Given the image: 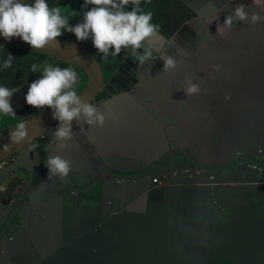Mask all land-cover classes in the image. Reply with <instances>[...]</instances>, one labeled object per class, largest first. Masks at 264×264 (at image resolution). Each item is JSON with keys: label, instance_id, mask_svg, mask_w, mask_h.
Segmentation results:
<instances>
[{"label": "crops", "instance_id": "obj_1", "mask_svg": "<svg viewBox=\"0 0 264 264\" xmlns=\"http://www.w3.org/2000/svg\"><path fill=\"white\" fill-rule=\"evenodd\" d=\"M47 3L50 7H61L69 16L71 11L77 12V16L69 19L71 26L83 21L84 0H47ZM238 4H244L250 13L258 11L251 6L252 0H141V9L153 13L152 23L160 26L163 37L147 42L153 54L144 64L133 58L131 49L104 59L91 39L87 40L101 55L102 65L109 68L106 97L93 104L105 114L104 126L90 127L83 120L74 121L73 138L60 150L52 141L57 125L39 141V147L26 149L22 153L23 165L15 174L0 177V211L20 194L31 171L39 164L48 171L47 160L56 155L70 160L72 170L67 177L54 176L55 179L83 189L108 167L117 174H135L132 171L150 165L169 150L173 140L211 142L222 135L232 151L255 149L254 144L264 147V138L254 143L258 135H264V118L251 119L244 113L251 97L259 96L264 104V57L244 52L245 47L257 46L260 27L258 23L234 21L227 38L216 34L217 25L233 14ZM126 10L130 11L131 5ZM261 15L264 16V11ZM69 37L76 38L72 33ZM0 46V86L17 90L10 99L15 117L0 114V131L46 109L33 108L25 100L28 86L41 78L45 64L72 69L78 78L76 87L84 80L80 70L69 64L35 52ZM164 52L183 58L178 70L162 71L160 57ZM8 53L15 59L10 68L3 69ZM45 59L50 61L45 63ZM33 63L39 71H31ZM109 63L111 66L107 67ZM188 80L199 84V94L185 95L183 89ZM221 149L229 156L226 142ZM257 159L264 160V156ZM146 186L147 182L139 178L130 184V192L124 189L118 195H107L112 201L108 204L99 203V198L93 195L100 184L84 201L73 192L38 178L22 202V222L13 227L11 240L0 241V264H14L12 259L18 258H23L26 264H177L198 252L217 264L231 260L223 255L231 248L243 252L239 254L240 261L260 264L248 260V251L244 250L247 247H253L262 262L264 250L248 241L239 239L236 245L216 246L220 245L216 234L221 227L200 202H194L192 211L184 213L167 190L148 188L153 193L145 198ZM118 207L123 216L117 218ZM254 210L260 211L261 206H255ZM100 218L112 221V228L105 224L99 241L88 242L85 234ZM169 220L182 230L179 233L182 244L174 237L175 244L171 246L170 237L159 227ZM191 241L195 245H190ZM95 245L97 252L91 253Z\"/></svg>", "mask_w": 264, "mask_h": 264}, {"label": "water", "instance_id": "obj_2", "mask_svg": "<svg viewBox=\"0 0 264 264\" xmlns=\"http://www.w3.org/2000/svg\"><path fill=\"white\" fill-rule=\"evenodd\" d=\"M58 41L59 47L52 45L37 50L32 49L19 37L13 38L11 41L0 37V44L52 56L78 67L87 77V84L78 95L85 102L98 103L105 92L101 55L99 56L86 41L79 43L74 39L62 38H58ZM22 122L26 125L28 135L20 145L9 144V131L13 130L17 124L0 132V160L9 156L18 158L15 163L1 173L0 177L2 178L13 176L19 166L23 165L22 153L26 151L28 144L36 138L48 134L58 123L53 119L51 109H46ZM223 142H226L230 149L229 156L221 149ZM6 144H9L8 150L3 147ZM255 152V149L232 151L229 141L222 135L212 138L211 142L198 140L193 143H185L173 140L169 150L155 161L153 160L150 165H143L132 171L135 174H117L114 172V168L108 167L95 177V181L83 189L64 185L54 176L50 179L47 178L48 171L39 164L36 170L31 171L32 175L27 178L20 194L0 211V241L8 240L13 227L22 222L24 208L22 202L30 187L40 177L52 182L59 189L73 192L77 195V199L80 198L84 201L90 196L92 189L100 184L99 189L96 190L97 194L93 195L99 198V203L108 204L112 201L107 199V195L113 193L118 195L124 189L126 193L130 192V184L142 178L147 182L145 198L153 193L149 192L151 189L148 188L167 190L176 202V206L184 213L192 211L194 202H200L205 207L204 211L210 213L213 219L216 218L218 226L221 227L216 234L220 245L215 244L216 246L236 245V241L241 239L258 245L264 250V183L261 182L264 180V160L257 159ZM109 170L110 172H108ZM196 170L200 172L196 173ZM211 175L214 177L212 181L209 179ZM155 178L161 180L162 184L158 185L153 182ZM109 180L112 181L107 183ZM117 182L121 185H116ZM257 205L261 206V210L258 212L254 210ZM116 210L119 211V214L115 216L122 217L121 209L118 207ZM113 214H116V211ZM109 221L107 218H100L85 234V239L88 242L99 241L97 239L104 225L112 228V221ZM253 223L258 225H252ZM159 227L166 232V237H170L171 246L175 244L174 237L177 238L178 244L183 243V238L179 236L182 230L171 224L170 220L167 224ZM189 244L195 245L192 241ZM206 244L211 245L209 242ZM244 250L248 251L249 261L264 263V257H261L263 263L257 259V252L253 247H247ZM96 252L95 245L91 249V253ZM12 263L26 264L23 258L12 259Z\"/></svg>", "mask_w": 264, "mask_h": 264}, {"label": "clouds", "instance_id": "obj_3", "mask_svg": "<svg viewBox=\"0 0 264 264\" xmlns=\"http://www.w3.org/2000/svg\"><path fill=\"white\" fill-rule=\"evenodd\" d=\"M140 4L141 0H84L83 9L86 10L82 12L83 21L71 26L69 19L77 16V12L71 11L72 14L69 16L62 11L61 7H50L47 0H32L31 3L26 2V0H0V37H3L6 41L19 37L32 49L40 50L52 45L59 47L58 38L68 40L70 39V33H72L76 37L74 40L79 43L91 39L93 47L98 53L102 54L104 59L109 56H118L122 50L131 49L133 58L140 64H144L153 54L152 48L146 46L147 42L155 38L163 39V37H160V26L152 23L153 13L143 11ZM129 5H131L130 11L126 10ZM251 6L258 11L250 13L244 4H238L233 9V14L225 17L222 24L217 25L216 34L227 38L234 21L249 22L253 25L264 23V16L260 14L261 11H264V0H252ZM48 57L59 63L69 64L52 56ZM14 59L8 53L7 58L3 61L2 68H10ZM160 59L163 62L162 71L166 73L178 70L183 63V58H177L167 52H164ZM69 65L79 69L72 64ZM39 70L37 64L33 63L31 65L32 72ZM42 72L41 78L34 80L28 86L25 100L33 108L52 110L53 119L58 121L51 129L52 131L58 125L52 133V141L57 144L58 149L66 148L68 142L73 138L72 125L74 121L83 120L90 127L104 126L106 122L105 114L100 112L93 104L82 100L78 95L76 91L78 78L72 69H61L45 64L42 66ZM80 72L83 73L82 70ZM104 87V91H106L105 83ZM15 91L17 90L0 86V114L15 117L10 103ZM183 91L185 95L191 96L199 94L201 89L199 84L188 80ZM103 97H106L105 93ZM22 121L18 122L13 130L9 131V144L20 145L26 140L28 131ZM44 136L42 135L28 144L27 149L29 147H39V141ZM9 144L3 146L5 150H8ZM10 157L15 158V160L0 173L18 160L17 156L7 158ZM46 166L48 169L47 178L49 179L53 176L67 177L72 170V162L60 155L49 157ZM199 172V170H196V173ZM210 177H212V180L214 179L213 175L209 176V179ZM156 180V184H158V181L162 184L161 180ZM11 238L9 236L8 240H11Z\"/></svg>", "mask_w": 264, "mask_h": 264}, {"label": "flooded vegetation", "instance_id": "obj_4", "mask_svg": "<svg viewBox=\"0 0 264 264\" xmlns=\"http://www.w3.org/2000/svg\"><path fill=\"white\" fill-rule=\"evenodd\" d=\"M262 14V11H261ZM257 25H259V35L260 38H258V42H257V46H250V47H245L244 52L246 54H254L257 53V55H260L262 57H264V23H258ZM243 55V54H242ZM110 63L108 64L107 67H110ZM101 70H102V74L104 77V83L107 86L108 84V79L106 78V75H108L107 73H109V68L106 69L105 65H101ZM247 99V98H246ZM252 102L251 103H247L246 106V110L244 111L245 114H247L251 119L254 118H258L259 120L263 121L264 118V104L262 99L257 96L256 98L251 97ZM264 135H258L255 140L254 143L263 140ZM253 148H255V153L257 154V156H264V147H256V145H253ZM243 254V252L241 251L240 253L238 252H234V249L231 248L229 249L228 252L223 253L225 259L230 258L231 260H225L222 261L220 263L217 264H256L254 262L251 263H244L243 261H240V255ZM237 255H239V257H237ZM165 264H172V263H165ZM177 264H213L210 261H207L206 258H204V256L201 253H192L190 254L188 257H186L185 259H180V261Z\"/></svg>", "mask_w": 264, "mask_h": 264}, {"label": "built area", "instance_id": "obj_5", "mask_svg": "<svg viewBox=\"0 0 264 264\" xmlns=\"http://www.w3.org/2000/svg\"><path fill=\"white\" fill-rule=\"evenodd\" d=\"M14 160H15V158L10 157V158H7V159H5V160H3V161H0V172H1L5 167H7L8 165H10L11 162H13ZM210 179L212 180V177H210ZM153 181H154V182H157L156 179H154ZM261 182L264 183V180H262ZM160 184H161L160 181H158V185H160ZM211 185H213V184H211Z\"/></svg>", "mask_w": 264, "mask_h": 264}, {"label": "rangeland", "instance_id": "obj_6", "mask_svg": "<svg viewBox=\"0 0 264 264\" xmlns=\"http://www.w3.org/2000/svg\"><path fill=\"white\" fill-rule=\"evenodd\" d=\"M35 54H38V53H35ZM40 55V54H39ZM43 56H45V55H43ZM46 57H48V56H46ZM50 60H47V59H45L44 60V62L45 63H48ZM81 74L83 75V77H84V81L81 83V85L79 86V87H76V91H77V93H79L80 91H82L84 88H85V86H86V84H87V78L85 77L86 75L84 74V73H82L81 72ZM47 109V108H46ZM17 124V123H16ZM15 125V124H14ZM13 126V125H12ZM9 128V127H8ZM7 129V128H6ZM5 130V129H4ZM3 131V130H2Z\"/></svg>", "mask_w": 264, "mask_h": 264}]
</instances>
